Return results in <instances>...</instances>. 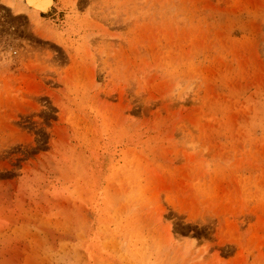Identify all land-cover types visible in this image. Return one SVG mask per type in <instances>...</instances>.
Listing matches in <instances>:
<instances>
[{"label": "rangeland", "instance_id": "rangeland-1", "mask_svg": "<svg viewBox=\"0 0 264 264\" xmlns=\"http://www.w3.org/2000/svg\"><path fill=\"white\" fill-rule=\"evenodd\" d=\"M6 2L0 264H264V0Z\"/></svg>", "mask_w": 264, "mask_h": 264}, {"label": "bare ground", "instance_id": "bare-ground-1", "mask_svg": "<svg viewBox=\"0 0 264 264\" xmlns=\"http://www.w3.org/2000/svg\"><path fill=\"white\" fill-rule=\"evenodd\" d=\"M6 1V0H5ZM8 7L14 8L16 14H27L28 17L36 20L41 13L47 12L53 5V0H7Z\"/></svg>", "mask_w": 264, "mask_h": 264}]
</instances>
